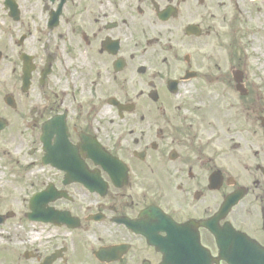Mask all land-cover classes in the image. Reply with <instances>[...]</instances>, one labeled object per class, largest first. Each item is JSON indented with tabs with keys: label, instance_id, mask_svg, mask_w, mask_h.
<instances>
[{
	"label": "flooded vegetation",
	"instance_id": "af4514ba",
	"mask_svg": "<svg viewBox=\"0 0 264 264\" xmlns=\"http://www.w3.org/2000/svg\"><path fill=\"white\" fill-rule=\"evenodd\" d=\"M244 28L233 0H1L0 149L33 140L53 201L33 218L0 201V264H202V248L228 264L210 228L264 254V81L235 69Z\"/></svg>",
	"mask_w": 264,
	"mask_h": 264
},
{
	"label": "rangeland",
	"instance_id": "374dc122",
	"mask_svg": "<svg viewBox=\"0 0 264 264\" xmlns=\"http://www.w3.org/2000/svg\"><path fill=\"white\" fill-rule=\"evenodd\" d=\"M240 8L242 13L237 12L236 15L245 19L246 36L241 41L237 38L234 61L252 74L261 75L264 81V0H240ZM24 141L29 143L11 142L7 155H2L5 148L0 149V201H11V209L16 213L24 208L21 201H29L37 190L38 175L46 173L38 171L36 156L31 154L35 148L33 140ZM14 228L18 229V224Z\"/></svg>",
	"mask_w": 264,
	"mask_h": 264
},
{
	"label": "water",
	"instance_id": "95a60500",
	"mask_svg": "<svg viewBox=\"0 0 264 264\" xmlns=\"http://www.w3.org/2000/svg\"><path fill=\"white\" fill-rule=\"evenodd\" d=\"M45 197V195H43L42 197H39V198H35L33 201H43V198Z\"/></svg>",
	"mask_w": 264,
	"mask_h": 264
}]
</instances>
